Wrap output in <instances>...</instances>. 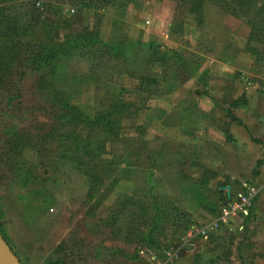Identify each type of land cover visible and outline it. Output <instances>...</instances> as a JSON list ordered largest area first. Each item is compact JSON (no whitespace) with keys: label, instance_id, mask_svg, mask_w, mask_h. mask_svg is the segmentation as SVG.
Returning <instances> with one entry per match:
<instances>
[{"label":"rangeland","instance_id":"rangeland-1","mask_svg":"<svg viewBox=\"0 0 264 264\" xmlns=\"http://www.w3.org/2000/svg\"><path fill=\"white\" fill-rule=\"evenodd\" d=\"M1 19L0 71L94 35L63 87L106 118L34 127V79L9 105L0 87V234L19 262L246 264L252 218L220 212L264 183V0H0ZM253 114L250 133L238 116Z\"/></svg>","mask_w":264,"mask_h":264},{"label":"trees","instance_id":"trees-1","mask_svg":"<svg viewBox=\"0 0 264 264\" xmlns=\"http://www.w3.org/2000/svg\"><path fill=\"white\" fill-rule=\"evenodd\" d=\"M29 7L31 8L32 13H39L38 10H35L34 4H30ZM39 21H41V17L37 18L34 26L43 28V21L41 23ZM48 24L53 26L52 22ZM12 25L13 22L11 20L3 21L1 19L0 34H5L12 29L10 27ZM54 28H58L57 23ZM77 37L79 38L73 40L67 39L62 44L55 43L53 40L40 42L39 45L36 44L39 52L36 56L30 58L22 57L19 58V60L15 59L5 64L3 70L0 71V87L7 86L9 88L8 92H13V96L11 95L10 98L6 99L8 105L13 98H22L24 93L26 95L27 92L25 91V88H21L31 79H34V89H38L39 92L43 94V97L40 98V102L25 113L34 115L32 116L34 117V127L37 125L35 117L38 115L44 118L49 117L51 120L62 124L69 122L71 126L84 124L86 126L99 128L104 125L103 121H106L103 114L95 117L94 121H90L84 117L77 108L68 103L70 95L66 91V86H63L67 82L70 73L67 65L68 61H71V52H74L75 50H78L79 52L83 48L86 49L100 44L94 35L77 34ZM102 45L103 44H101V46ZM26 52H28V50ZM45 96H47L46 99Z\"/></svg>","mask_w":264,"mask_h":264},{"label":"crops","instance_id":"crops-1","mask_svg":"<svg viewBox=\"0 0 264 264\" xmlns=\"http://www.w3.org/2000/svg\"><path fill=\"white\" fill-rule=\"evenodd\" d=\"M235 86L236 87L238 86V82L235 84ZM242 87L246 88V86L245 87L242 86ZM255 117L256 116L254 114L252 117H248L246 119L238 116V118L242 121V123L246 126V128L249 129L250 133H253L251 129V125L254 123V120L252 119H254ZM249 144H250L249 148H252V150L254 151V148L252 146L253 143L250 139H249ZM256 150L258 149L255 148V151ZM260 170L264 173V165L263 167H261ZM242 182L243 181H241L240 183ZM247 183L251 184V182H247ZM262 187H264V183L260 186L259 192L253 200V204L251 207L252 214L251 213L249 214V217H251L252 219L246 222L247 223V225L245 224L246 227L245 226L243 227L244 230L246 229V233H245L246 236L244 237H246L247 246H243L244 248H246L245 249L246 258L244 257L242 262L246 264H264V194L260 195Z\"/></svg>","mask_w":264,"mask_h":264},{"label":"built area","instance_id":"built-area-1","mask_svg":"<svg viewBox=\"0 0 264 264\" xmlns=\"http://www.w3.org/2000/svg\"><path fill=\"white\" fill-rule=\"evenodd\" d=\"M241 192L240 194H237L238 197L236 200H232L230 197V199L221 206L220 216L223 220H225V222L231 221L233 218L248 217L249 208L257 195V190L254 186L245 182L242 183ZM191 230L195 231V234L200 233L195 227H193Z\"/></svg>","mask_w":264,"mask_h":264},{"label":"water","instance_id":"water-1","mask_svg":"<svg viewBox=\"0 0 264 264\" xmlns=\"http://www.w3.org/2000/svg\"><path fill=\"white\" fill-rule=\"evenodd\" d=\"M226 197L224 194H221V199L223 203L227 201L230 197V188H226ZM0 264H21L17 257L14 255L2 235L0 234Z\"/></svg>","mask_w":264,"mask_h":264}]
</instances>
